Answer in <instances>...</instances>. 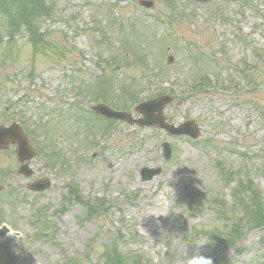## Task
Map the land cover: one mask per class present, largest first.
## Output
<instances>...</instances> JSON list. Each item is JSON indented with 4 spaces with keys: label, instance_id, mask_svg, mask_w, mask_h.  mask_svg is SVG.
Returning a JSON list of instances; mask_svg holds the SVG:
<instances>
[{
    "label": "rangeland",
    "instance_id": "rangeland-1",
    "mask_svg": "<svg viewBox=\"0 0 264 264\" xmlns=\"http://www.w3.org/2000/svg\"><path fill=\"white\" fill-rule=\"evenodd\" d=\"M42 1L25 3L40 10ZM45 1L55 2L58 17L46 21L42 30L49 33L45 37L48 44L69 49V71L53 69L57 56L51 52L50 60L35 53L26 39L0 42V124L20 112L19 121L38 131L39 148L47 150L32 160L34 168L43 171L41 165L47 161L43 155L53 149L71 161L65 177L50 170L45 173L53 179L54 187L40 193L28 188L33 177L17 174L15 145L0 150V225L11 229L0 237V264H69V257H82V264H96L106 243L120 239L121 234L125 235L120 239L123 254L136 255L149 264H168L172 258L175 264L186 262L185 256L193 248L202 247L209 253L206 232L226 234L231 224L214 199L221 198L229 214L233 208L230 190L218 181L212 159L220 158L226 170L234 173L229 186H234L238 177L249 176L264 196V63L257 64L250 85L238 72L244 62L254 65L255 49H264V0H146L149 7L138 0ZM111 5L117 14L107 11ZM73 14L78 16L76 20ZM168 18L180 36L218 50V57L227 60L220 80L211 77V87L193 88V81L198 83L199 66L193 65L187 51L167 34L161 19ZM5 31L0 26V32ZM64 33L70 42L67 45ZM101 36L107 43H101ZM33 56L38 57L36 71L43 75L42 80L29 82L25 69ZM84 56L89 60L86 64L82 63ZM29 83L33 95L44 94L48 104L40 107L32 101L20 102L13 108L16 95L9 87L22 89ZM159 87L174 93V102L165 108L168 120L176 125L194 121L201 130L199 138L194 142L187 136L117 121L110 128L109 139H101L105 148L100 156L92 159L88 143L93 121L86 123L84 119L89 118L85 115L74 121L81 109L75 104L79 99L75 91H80L83 108L95 104L94 93H103L105 103L128 110L131 93L126 90L133 89L146 98ZM54 98L66 103L65 112H57ZM163 140L176 148L172 159H163ZM242 152L250 158L244 159ZM145 165H161L163 171L144 181L140 169ZM72 181L80 185L86 199L104 197L109 210L88 218L86 208L73 205L55 220L54 241L41 240L28 224L30 211L35 210L32 201L36 199V206L51 212L60 205ZM191 190L195 196L190 197ZM16 191L26 199L16 197ZM128 239L132 242L125 243ZM226 260V264H264V227L244 235L236 247L227 250Z\"/></svg>",
    "mask_w": 264,
    "mask_h": 264
},
{
    "label": "clouds",
    "instance_id": "clouds-1",
    "mask_svg": "<svg viewBox=\"0 0 264 264\" xmlns=\"http://www.w3.org/2000/svg\"><path fill=\"white\" fill-rule=\"evenodd\" d=\"M186 264H215L214 257L206 255L201 248H193L191 254L185 256Z\"/></svg>",
    "mask_w": 264,
    "mask_h": 264
},
{
    "label": "trees",
    "instance_id": "trees-1",
    "mask_svg": "<svg viewBox=\"0 0 264 264\" xmlns=\"http://www.w3.org/2000/svg\"><path fill=\"white\" fill-rule=\"evenodd\" d=\"M42 4H43V2H42ZM30 8H31V6H24V10H25L26 14H29L30 10H32V8L31 9ZM50 8H52V10L55 9V7H50ZM33 9L36 10L35 8H33Z\"/></svg>",
    "mask_w": 264,
    "mask_h": 264
},
{
    "label": "water",
    "instance_id": "water-1",
    "mask_svg": "<svg viewBox=\"0 0 264 264\" xmlns=\"http://www.w3.org/2000/svg\"><path fill=\"white\" fill-rule=\"evenodd\" d=\"M161 117H162V115L160 114V115H159V118H161ZM13 140H16V137H15V138H13Z\"/></svg>",
    "mask_w": 264,
    "mask_h": 264
}]
</instances>
